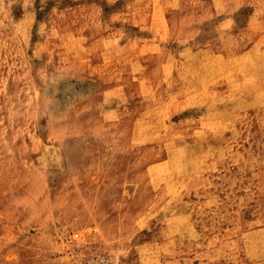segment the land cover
<instances>
[{
	"label": "rangeland",
	"instance_id": "1",
	"mask_svg": "<svg viewBox=\"0 0 264 264\" xmlns=\"http://www.w3.org/2000/svg\"><path fill=\"white\" fill-rule=\"evenodd\" d=\"M208 95L260 130L231 149L238 180L216 193L234 203L199 206L190 238L158 153ZM263 146L264 0H0V264L234 258L264 226Z\"/></svg>",
	"mask_w": 264,
	"mask_h": 264
},
{
	"label": "bare ground",
	"instance_id": "2",
	"mask_svg": "<svg viewBox=\"0 0 264 264\" xmlns=\"http://www.w3.org/2000/svg\"><path fill=\"white\" fill-rule=\"evenodd\" d=\"M221 65V63L217 64L215 69L210 70L202 69L195 64L197 69L187 67V72L198 73L202 77L213 75ZM161 75L165 81H168L166 73L163 72ZM243 98L247 101L246 95ZM201 104L206 107L204 113L199 112L197 115L202 119L189 125L173 127L172 134L160 140L158 153L169 160L157 166L159 194H166L167 190H170L167 192L170 194L174 192V197H169L175 204L170 219H175L177 227L179 225V233L182 230L181 222L186 219L189 225H185L192 235L190 238L199 235L193 225L194 219L199 215V206L219 207L234 203L229 198L218 200L216 193L224 181L238 180L232 171L234 168H240L242 163L238 161L239 154L236 151L231 152V149L243 137H249L253 127H258L260 130L258 123H249L248 119L232 120L233 112L236 113V110L234 108L228 110L222 97L208 95L206 99L201 100ZM185 111L192 113L189 107ZM248 158L256 159L257 155L249 154ZM181 190L186 191V199L179 195ZM260 190V201L264 202V184L261 185ZM172 230L178 231L176 227ZM178 236L176 232L175 237ZM233 257L215 255L207 264H224L225 260L231 261V264H264V226L259 230L252 225L242 229Z\"/></svg>",
	"mask_w": 264,
	"mask_h": 264
}]
</instances>
